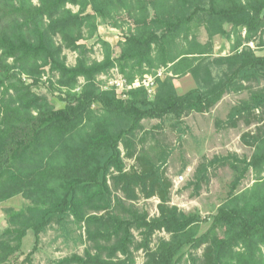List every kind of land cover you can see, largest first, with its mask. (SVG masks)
<instances>
[{
	"label": "trees",
	"instance_id": "trees-1",
	"mask_svg": "<svg viewBox=\"0 0 264 264\" xmlns=\"http://www.w3.org/2000/svg\"><path fill=\"white\" fill-rule=\"evenodd\" d=\"M123 15L132 27L118 43V56L97 39L102 59H91L93 49L82 42L97 36L99 19L121 29L116 17ZM200 28L204 44L197 40ZM263 30L264 0H0V205L17 196L27 201L6 211L0 264H9L29 233L30 262L40 235L54 225L66 231L68 223L84 229L92 249L58 264H137L138 251L141 264H264V56L248 46L258 38L255 47H264ZM217 35H232L233 42L228 55L210 59ZM64 51L76 54L74 65L66 64ZM115 67L127 84L150 75L154 93L138 87L119 99L115 89L99 87L97 78ZM45 74L63 96L62 108L36 92ZM187 75L196 87L178 95L173 80ZM253 85L226 121L229 128L239 121L256 125L241 136L250 158L228 154L195 169L197 192L209 169L234 173L227 198L200 233L207 219L170 205L167 155L145 147L142 122L178 125ZM125 159L133 161L129 169ZM249 172L254 183L239 191ZM140 198H157V215L126 205ZM156 233L167 238L151 246Z\"/></svg>",
	"mask_w": 264,
	"mask_h": 264
},
{
	"label": "rangeland",
	"instance_id": "rangeland-1",
	"mask_svg": "<svg viewBox=\"0 0 264 264\" xmlns=\"http://www.w3.org/2000/svg\"><path fill=\"white\" fill-rule=\"evenodd\" d=\"M71 8L76 10L74 7ZM116 21L121 26V29L114 28L109 22L99 19L97 36L82 42L88 48L93 49L91 59L97 61L102 59V50L100 45L97 44V39L108 42L112 47L114 57L118 56V43L123 41L124 34L132 25L131 21L124 15L116 17ZM225 30L231 33L229 25L225 26ZM241 35V37L244 36L243 30ZM196 36L200 43L204 44L207 42V35L203 28H200L196 32ZM261 39L264 41V30ZM255 40V43H249L248 46L254 50L257 56H264V49H257L255 47L258 38ZM232 42V35L229 38L215 36L211 42L212 57L210 59L228 55ZM64 55L66 56V64L68 66L75 64V53L64 51ZM45 70L47 73V69ZM158 71L160 74L158 77L163 79L166 76L165 70L159 69ZM213 73L215 74V70H213ZM117 75L120 74L116 67L110 70L107 75H101L97 78L99 87L103 89L105 87L109 88L111 80L116 79ZM49 77L50 75L45 74L42 78L43 84L36 89V92L45 95L56 109L62 108L64 103L60 99L63 96L49 87L46 81ZM143 77L148 78L150 75ZM81 83L83 82L80 80ZM173 84L178 95H182L196 87L194 80L189 75L174 79ZM250 87L249 90L240 93H228L224 95L221 101L209 113L190 114L178 125H174V122L168 119L162 122L158 120L142 122L143 130L139 136L142 133H148L144 143L145 147L148 150L154 147L155 153L160 152L167 155L164 169L167 178L172 182L170 205L178 207L185 214L196 213L202 218L207 219V222L201 224L200 233L208 229L211 217L216 213L218 206L227 198L234 173L228 167L209 169L208 182L205 183V180H202L204 184L201 185L197 192L193 186L195 169L199 164H206L214 157H224L228 154H234L242 159L250 158L253 151L242 143L241 136L246 132L254 131L256 125L246 128L239 121L235 128H229L226 124L231 109L242 102L248 101L250 92L257 89L255 85ZM154 88L156 89V86ZM124 162L127 169L133 165V161L131 160L125 159ZM261 176L263 177L264 174ZM254 181L255 175L249 172L242 180L238 190L242 191L251 187ZM114 194L117 198L124 201L120 192ZM26 203L27 201L17 196L0 205V233L8 226L6 211L10 209L17 211L23 208ZM158 203L157 198L148 200L140 198L134 202H126V205L131 204L139 211L147 212L149 217L152 218L157 215ZM133 235L135 242L138 243L140 236L137 232H134ZM159 238H167V236L164 233H156L151 246H154ZM33 242V236L30 233L27 234L21 251L11 259L9 264H58V261L63 258L70 257L71 255L83 256L86 249H92L86 241L84 229H80L72 223L67 224L66 231H62L54 225L41 234L37 251L30 257V262H27L25 259L32 250ZM134 255L136 263L141 264L144 260L143 252L138 251Z\"/></svg>",
	"mask_w": 264,
	"mask_h": 264
},
{
	"label": "built area",
	"instance_id": "built-area-1",
	"mask_svg": "<svg viewBox=\"0 0 264 264\" xmlns=\"http://www.w3.org/2000/svg\"><path fill=\"white\" fill-rule=\"evenodd\" d=\"M157 76H160L159 72L157 73ZM150 77H148L149 79L147 77H143L140 80L136 79L133 83L127 84L126 81L122 78V76L117 75L116 79L111 80L109 88L115 89V92L119 99H126L127 98L126 93L130 89H134L138 87H144L147 93L151 95L154 93V90H155L154 87L156 85L154 83V78L152 77L153 78L152 79ZM104 89H108V88L105 87ZM180 180H182V178H180Z\"/></svg>",
	"mask_w": 264,
	"mask_h": 264
},
{
	"label": "crops",
	"instance_id": "crops-1",
	"mask_svg": "<svg viewBox=\"0 0 264 264\" xmlns=\"http://www.w3.org/2000/svg\"><path fill=\"white\" fill-rule=\"evenodd\" d=\"M257 49H264V47H258Z\"/></svg>",
	"mask_w": 264,
	"mask_h": 264
}]
</instances>
